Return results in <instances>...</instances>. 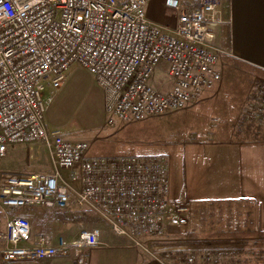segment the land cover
Wrapping results in <instances>:
<instances>
[{
  "label": "built area",
  "instance_id": "built-area-1",
  "mask_svg": "<svg viewBox=\"0 0 264 264\" xmlns=\"http://www.w3.org/2000/svg\"><path fill=\"white\" fill-rule=\"evenodd\" d=\"M149 1L0 0V158L12 145L36 144L56 167L50 173L0 174L3 262L73 254L77 264H86V252L105 245L99 227L84 229L73 240L33 236L31 221L11 214L15 209L88 207L117 236L145 251L144 241L164 238L167 221L188 211L171 202L165 156H93L88 140L67 138L49 129L45 119L46 86L59 87L74 63L103 88L109 125L182 109L215 87L221 80L219 60L227 54L215 41L216 29L229 0H196L192 8L167 0L164 14L176 18L174 27L148 18ZM255 91L256 104L246 111L250 119L264 115V78ZM59 167L78 188L64 180ZM178 261L218 264L194 252Z\"/></svg>",
  "mask_w": 264,
  "mask_h": 264
},
{
  "label": "rangeland",
  "instance_id": "rangeland-1",
  "mask_svg": "<svg viewBox=\"0 0 264 264\" xmlns=\"http://www.w3.org/2000/svg\"><path fill=\"white\" fill-rule=\"evenodd\" d=\"M239 65L246 69L243 64ZM229 80L232 82L228 90H224L218 99L212 98V89L203 92L182 109L170 110L140 122L109 125L103 88L88 69L74 63L68 68L66 78L59 87L46 86L43 92L45 119L49 129L59 130L67 138L88 140L91 144L90 155L93 156L162 155L168 159L170 187L178 189L180 193L175 203L185 204L188 211L184 216L172 218L164 238L148 240L144 237L143 240H148L144 242L149 249L173 248L179 257L191 252L201 257L211 255L221 264H264V232L261 233L255 224L253 202L242 199L187 200L188 180L196 169L192 168L190 153L196 150L197 144H214L223 140L228 127L237 117L233 112L242 102V90L246 83L239 78ZM255 100L256 91L252 90L239 116L235 139L264 138V115L250 119L246 113L255 106ZM250 124L251 130L245 131ZM257 129L259 133L255 134ZM55 169L47 151L36 144L12 145L7 154L0 158V174L50 173ZM59 170L66 182L78 188V182L70 180L69 171L60 167ZM31 209L23 207L10 213L25 215ZM85 213L87 216L96 215L88 207L78 211L54 210V219L49 224L51 228L58 226L53 232L65 239L75 238L79 231H73L78 229L99 227L102 238L108 236L130 240L117 236L102 219L95 223L68 219L73 214L83 216ZM4 224L5 216L0 212V231L4 230ZM1 245L0 241V248ZM245 256L252 262H243Z\"/></svg>",
  "mask_w": 264,
  "mask_h": 264
},
{
  "label": "crops",
  "instance_id": "crops-1",
  "mask_svg": "<svg viewBox=\"0 0 264 264\" xmlns=\"http://www.w3.org/2000/svg\"><path fill=\"white\" fill-rule=\"evenodd\" d=\"M166 1L150 0L146 6V13L152 22L162 26L174 27L176 18L167 17L164 14ZM178 1L181 5H186L189 8L196 6V0ZM226 5H228V17L216 29L215 41L227 51V54L219 60L218 67L221 71V80L213 88L212 98L218 99L224 90H228L232 82L229 80L230 78H239L246 83V87L242 90V102L234 109L233 113L237 117L228 127L226 137L214 144H197L196 150L190 153V162L194 165L192 168L195 167L196 169H194V175L190 181L188 180L187 200H189L188 202L209 199L251 201L255 205V224L264 230V138L246 140L234 138L239 116L249 94L252 90H256L258 81L264 78V0H229L221 6V16ZM225 30L229 35L228 41L225 39ZM239 64H243L246 69L239 67L241 66ZM184 159L186 162V158ZM179 194L178 189L174 190V187L170 189L172 203L177 204L175 202L178 201L177 196ZM30 208L32 209L25 212V216L31 221L33 236L44 233L53 240L61 237L53 232L58 226L51 228L49 224L54 219V210L58 209L44 206ZM171 220L172 218L167 221L166 229L171 225ZM82 230L84 229H78L73 233L78 231L80 233ZM75 238L66 239L73 240ZM119 238L108 236L102 238L101 235L105 245L90 248L86 252V264L180 263L173 248L157 247L158 249L145 251L136 247L130 240L126 241ZM170 253L172 255L168 259L167 254ZM7 264H12V262ZM13 264L77 263L72 254L66 257L45 258L35 262L15 261Z\"/></svg>",
  "mask_w": 264,
  "mask_h": 264
},
{
  "label": "trees",
  "instance_id": "trees-1",
  "mask_svg": "<svg viewBox=\"0 0 264 264\" xmlns=\"http://www.w3.org/2000/svg\"><path fill=\"white\" fill-rule=\"evenodd\" d=\"M222 16H223V20L224 19H226L227 17H228V5H226L224 8H223V13H222ZM224 34H225V39H227V41L229 40L228 38H229V35H227V33H226V30L224 31ZM239 126H237V128H238ZM250 127H251V124L250 125H248V127L246 128V130L245 131H249V130H251L250 129ZM236 128V129H237ZM236 129H235V131H236ZM256 132L257 133H255V134H258L259 133V130L257 129L256 130ZM234 136H235V134H234ZM236 140H238V139H236ZM240 140H246V138H244V139H240ZM81 215V214H80ZM80 215H77L76 216V214H73V215H71V216H69V220L70 221H72V222H76V221H78V220H82V221H86V222H90V223H95V222H99L100 221V218L98 217V216H93V215H89V216H87V214L85 213V214H83V216H80ZM81 217V218H80ZM259 230H261V229H259ZM262 232H264V231H262L261 230V233ZM244 254H246V252H244ZM211 256V255H210ZM213 260H214V262L215 263H218V264H221L220 262H218V260L217 259H215V258H213ZM243 262H246V263H250V262H252V260L250 259V258H248L247 256H245V258H244V260H242ZM254 261V260H253ZM0 264H7V263H5V262H3L2 261V259H1V257H0Z\"/></svg>",
  "mask_w": 264,
  "mask_h": 264
}]
</instances>
